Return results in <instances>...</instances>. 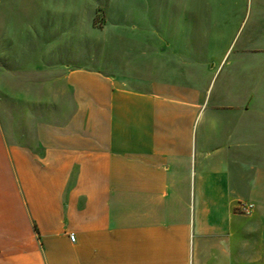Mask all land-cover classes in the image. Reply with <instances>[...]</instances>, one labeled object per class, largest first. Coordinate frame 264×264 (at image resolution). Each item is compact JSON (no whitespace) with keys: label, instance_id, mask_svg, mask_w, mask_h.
Returning <instances> with one entry per match:
<instances>
[{"label":"crops","instance_id":"0c3cea01","mask_svg":"<svg viewBox=\"0 0 264 264\" xmlns=\"http://www.w3.org/2000/svg\"><path fill=\"white\" fill-rule=\"evenodd\" d=\"M186 4L134 64L0 35V264H264V46L211 49L252 4ZM51 71L58 92L13 81Z\"/></svg>","mask_w":264,"mask_h":264},{"label":"rangeland","instance_id":"374dc122","mask_svg":"<svg viewBox=\"0 0 264 264\" xmlns=\"http://www.w3.org/2000/svg\"><path fill=\"white\" fill-rule=\"evenodd\" d=\"M187 1L194 4L195 17H199L200 7L206 8L208 25L218 22L221 14L226 18L234 17L235 12L245 14L244 8L250 9L252 4V15L246 17L241 32L236 37L235 32L228 33L211 49L227 48L234 56L252 31L259 46H264V26L253 24L257 18L264 23V7L257 4L261 0H0V35L19 39V45L22 40H33L36 47L44 46L46 51H52V58L59 57L64 64L94 66V55L99 59L112 56L124 62L130 57L134 64L141 49H154L161 37L165 39V30L169 31L170 26H157L160 19H170L174 12L176 17H188ZM175 2L179 3L177 11L171 9ZM235 4H243V10L233 9ZM176 41L177 48L184 47L185 42ZM58 74H28L13 81L31 82L33 87H45L46 93L50 88L53 93L58 92Z\"/></svg>","mask_w":264,"mask_h":264},{"label":"built area","instance_id":"2783aa9c","mask_svg":"<svg viewBox=\"0 0 264 264\" xmlns=\"http://www.w3.org/2000/svg\"><path fill=\"white\" fill-rule=\"evenodd\" d=\"M253 208V205L251 203H239L237 206L238 211L242 212V213H249ZM70 241L74 242L75 240V235L74 234H70L69 235Z\"/></svg>","mask_w":264,"mask_h":264}]
</instances>
